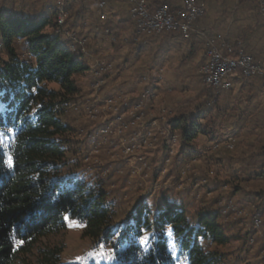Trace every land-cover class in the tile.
Listing matches in <instances>:
<instances>
[{"label":"trees","instance_id":"obj_1","mask_svg":"<svg viewBox=\"0 0 264 264\" xmlns=\"http://www.w3.org/2000/svg\"><path fill=\"white\" fill-rule=\"evenodd\" d=\"M88 1L74 0L65 27L85 37L90 56L98 52L99 43L108 41L107 51L121 60L117 71L127 75L126 92L142 89L141 78L146 72L162 69L172 60L181 67L201 51L205 54L203 42L199 48L186 51L188 44L194 47L196 35L189 40L173 31L137 36L129 12L122 21L129 32L118 34L110 19L100 24V16L85 9ZM257 1L252 21L260 24L263 18ZM146 2L151 12L163 5L171 11L177 9L166 0ZM103 27L109 29L114 43ZM56 28L55 0H0V41L5 55V60H0V100L5 104V112L0 114V264H59L62 246L44 240L66 230V216L83 226L84 238L110 247L114 264H222L226 254L217 249L225 247L230 236L218 214L201 212L192 221L186 208L169 201L165 194L156 205V213L144 203L138 205L119 232L109 227L114 211L107 193L63 174L68 165L67 139L73 130L61 117L79 95L76 78L87 75L89 62L83 54L68 50ZM16 40L24 42L32 60L18 56ZM221 41L249 55L244 39ZM124 47L128 50L122 54ZM197 82L205 87L200 96L206 94L208 86L200 73ZM210 89L214 97L207 96L190 112L179 110L170 119L171 132L180 136L179 154L184 160L199 155L198 140L203 138L204 149L214 147L217 153L229 156L225 184L232 188L230 199L263 203L264 118L256 119L263 109L264 80L255 77L249 85H240L236 93L233 88ZM221 102L223 108L219 107ZM236 117L234 124L242 139L231 153L220 145L225 125ZM144 233L149 239L141 244ZM168 235L174 239L175 258ZM19 240L23 243H17Z\"/></svg>","mask_w":264,"mask_h":264},{"label":"rangeland","instance_id":"obj_2","mask_svg":"<svg viewBox=\"0 0 264 264\" xmlns=\"http://www.w3.org/2000/svg\"><path fill=\"white\" fill-rule=\"evenodd\" d=\"M117 2L123 5L126 0ZM103 23L100 21V24ZM14 47L22 60H32L23 41L16 40ZM93 48L92 46L90 49ZM2 49L0 41V60H5ZM127 50L128 47H124L122 54ZM98 57L114 59L108 51ZM93 60L94 58L88 57L89 65ZM200 65L193 64L187 75L180 76L179 65L166 66L160 74H155L157 70L146 72L145 75L149 76L148 86L142 82L139 87L142 89L133 90L134 92H126L129 84L128 81L125 82L127 75L117 69L107 76L105 85L98 94L89 90L90 81L87 75L76 78L79 95L61 117L73 130V134L67 139L68 165L63 174L101 187L107 193L114 211L110 228H116L120 232L130 215L142 203L156 213V205L165 194L169 201L185 207L192 221L199 213H216L221 206L229 202L241 208L249 203L244 200H231L229 197L232 188L225 184L228 180L229 156L223 154V151L217 153L214 147L210 150L204 149V139L200 138V154L184 160L178 149L180 136L178 132H171L170 119L179 110L190 112L196 103L205 97L215 96L213 90L208 87L207 93L200 96L202 88H205L196 83ZM145 88L150 89L152 96L144 99V115L132 125V112L123 109L122 105L124 101L130 102L129 106L132 105L142 97ZM238 89L239 86L234 85L235 93ZM120 91L127 94L121 96L118 94ZM110 95L113 96L112 105L106 109L101 102ZM221 101L226 102V97ZM222 102L220 108H223ZM261 102L263 109L260 115H257L256 121L264 118V94ZM4 112L5 104L0 100V114ZM236 119L237 117L225 125L222 135L223 139L230 138L233 146L230 148L229 144L224 142L220 145V148L231 153H234V145L242 139L239 128L234 124ZM106 120L112 121L109 129L111 133L100 136L98 131L109 124ZM217 158L221 159L222 163L217 161ZM66 217V230L44 240V243L62 246L59 264H114L110 247H105L99 241L84 238L83 226ZM219 222L228 227L230 236L229 243L217 249L226 254L222 264H264L258 253L263 241L257 240L256 245L251 246L249 238L243 240L249 233L248 224L242 216L231 212L225 220L219 218ZM168 238L175 258L177 251L174 239L171 235H168ZM148 239L149 235L144 233L140 242L143 240V244H146ZM202 246L208 249L205 242H202ZM214 248L216 247H212ZM179 264L183 263L179 261Z\"/></svg>","mask_w":264,"mask_h":264},{"label":"built area","instance_id":"obj_3","mask_svg":"<svg viewBox=\"0 0 264 264\" xmlns=\"http://www.w3.org/2000/svg\"><path fill=\"white\" fill-rule=\"evenodd\" d=\"M74 0H55V23L56 34L61 36V39L67 44L68 50L71 52H79L84 55L87 60L88 52L86 49V39L79 36L75 32L66 29V21L69 17V10ZM129 5V16L135 23L137 31L136 35L159 34L165 31L178 32L185 40H189L193 35L200 36L205 42L206 62L200 67L199 72L204 78L205 84L218 91H228L234 85L247 86L253 78L259 77L264 80V63H257L253 58L242 51H237L233 46L225 41L216 42L206 33L200 32L194 28L196 20L205 15L206 7L203 2L197 0H183L179 8L171 11L168 6L163 5L154 12L148 8L146 0H126ZM258 9L261 16L264 17V0H258ZM104 22L105 15L100 17ZM104 34L108 35L109 41L114 43L115 38L110 35L108 28H102ZM115 59L109 58H94L87 70L89 82V90L94 94L102 91L107 76H110L114 69L120 66ZM162 70H157L155 74H160ZM143 84H147L149 76L143 75L141 78ZM124 96L127 93L120 91L118 93ZM147 96H152L149 88H145L142 97L133 102L124 101L122 108L132 112V125L136 124L143 117V106ZM113 97V96H112ZM111 95L101 102L104 108L109 109L112 105ZM134 112V113H133ZM107 127H103L98 131L100 136H107L111 132L110 120ZM105 123V124H106ZM123 125V124H122ZM149 137V134H147ZM224 144L233 146L230 138L223 139ZM229 202L223 205L216 211L220 220L225 218L231 212L242 216L248 224L247 232L249 233V244L255 246L257 240L263 241L258 253L259 257L264 262V202L252 203L249 202L244 208L235 207Z\"/></svg>","mask_w":264,"mask_h":264},{"label":"crops","instance_id":"obj_4","mask_svg":"<svg viewBox=\"0 0 264 264\" xmlns=\"http://www.w3.org/2000/svg\"><path fill=\"white\" fill-rule=\"evenodd\" d=\"M170 2L171 6L174 8H179L183 0H166ZM255 0H206V15L204 18L200 19L194 24V27L203 33H206L210 38L216 42L221 40L227 41H237L245 40V50L246 52L256 58L257 63H264V17L260 24L252 21L254 17V9L256 8ZM115 3V6L113 4ZM85 9L95 11L96 16L105 15L106 20L110 19V26L118 34H127L129 28L122 23L124 14L129 12V5L123 2V5L117 2V0H89L85 2ZM261 15V14H260ZM101 21V20H100ZM256 26V27H255ZM253 27V28H252ZM254 34L252 35V33ZM192 47V44H188L186 51L188 52L190 48L197 49L201 46L202 42L205 47L204 39L200 36H196ZM112 43V42H111ZM110 47L109 43L103 41L97 46L98 52L91 58H98L99 54L106 52ZM98 54V55H97ZM113 58V57H111ZM203 58V60L201 59ZM117 62L121 63L119 58H114ZM200 62H197V61ZM205 60V61H204ZM206 62V56L201 51L196 58L191 60V63L184 64L179 67L180 75H187L188 70L193 64H202ZM178 65L175 60L167 63L162 69L153 70H163L166 66ZM177 75V76H178ZM236 86H239L238 84ZM83 91V90H82ZM88 91V90H87Z\"/></svg>","mask_w":264,"mask_h":264},{"label":"snow or ice","instance_id":"obj_5","mask_svg":"<svg viewBox=\"0 0 264 264\" xmlns=\"http://www.w3.org/2000/svg\"><path fill=\"white\" fill-rule=\"evenodd\" d=\"M0 135H3V133H0ZM0 143H2V141H0ZM9 163L11 164V161H9ZM66 219H68V218L66 217ZM17 243L22 244L23 240H19V241H17ZM143 243H145V241L142 240L141 244H143Z\"/></svg>","mask_w":264,"mask_h":264}]
</instances>
